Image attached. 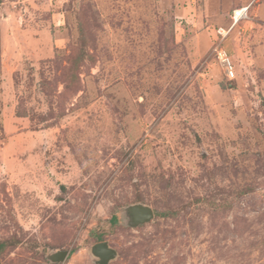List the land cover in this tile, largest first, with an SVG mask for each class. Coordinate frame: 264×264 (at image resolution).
<instances>
[{
    "label": "rangeland",
    "instance_id": "374dc122",
    "mask_svg": "<svg viewBox=\"0 0 264 264\" xmlns=\"http://www.w3.org/2000/svg\"><path fill=\"white\" fill-rule=\"evenodd\" d=\"M99 242L264 264V0H0V264H96Z\"/></svg>",
    "mask_w": 264,
    "mask_h": 264
},
{
    "label": "water",
    "instance_id": "95a60500",
    "mask_svg": "<svg viewBox=\"0 0 264 264\" xmlns=\"http://www.w3.org/2000/svg\"><path fill=\"white\" fill-rule=\"evenodd\" d=\"M125 215L131 227H137L148 223L154 216L152 209L143 204H134L125 208ZM91 255L96 258V264H109L114 259L116 252L106 242H99L90 249ZM68 251H56L49 260L53 263H63L68 257Z\"/></svg>",
    "mask_w": 264,
    "mask_h": 264
},
{
    "label": "built area",
    "instance_id": "2783aa9c",
    "mask_svg": "<svg viewBox=\"0 0 264 264\" xmlns=\"http://www.w3.org/2000/svg\"><path fill=\"white\" fill-rule=\"evenodd\" d=\"M247 10L245 8H240L233 11L232 16V25H235L238 23L241 19H243L246 16ZM229 30H224L219 28L216 31V36L219 38L218 43L214 46L213 52L219 61V63L222 66V70L224 73V76L227 80L232 81L235 78V71L232 64V61L230 59V56L226 52V50L221 45V42L226 38Z\"/></svg>",
    "mask_w": 264,
    "mask_h": 264
},
{
    "label": "bare ground",
    "instance_id": "6f19581e",
    "mask_svg": "<svg viewBox=\"0 0 264 264\" xmlns=\"http://www.w3.org/2000/svg\"><path fill=\"white\" fill-rule=\"evenodd\" d=\"M248 8H249V7H245L246 10H248ZM236 24H237V23H236ZM236 24H235V25H236ZM235 25H233L232 28H233ZM232 28H231V29H232Z\"/></svg>",
    "mask_w": 264,
    "mask_h": 264
},
{
    "label": "trees",
    "instance_id": "16d2710c",
    "mask_svg": "<svg viewBox=\"0 0 264 264\" xmlns=\"http://www.w3.org/2000/svg\"><path fill=\"white\" fill-rule=\"evenodd\" d=\"M113 221H115V219H114ZM0 246H1V245H0Z\"/></svg>",
    "mask_w": 264,
    "mask_h": 264
}]
</instances>
